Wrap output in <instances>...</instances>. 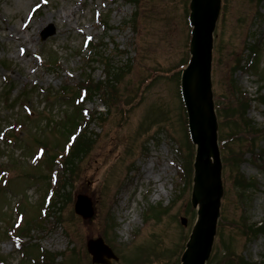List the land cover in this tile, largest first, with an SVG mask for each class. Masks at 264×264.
<instances>
[{"label": "rangeland", "instance_id": "rangeland-1", "mask_svg": "<svg viewBox=\"0 0 264 264\" xmlns=\"http://www.w3.org/2000/svg\"><path fill=\"white\" fill-rule=\"evenodd\" d=\"M188 3L0 0V167L12 178L0 195V259L7 264H38L23 259L26 246L35 260L43 249V264H95L86 241L97 237L117 257L106 259L109 264H180L197 215L190 204L196 147L187 138L180 92L189 58ZM97 13L107 28L96 22ZM46 29L53 32L41 39ZM87 39L99 42L92 61L81 47ZM213 45L212 95L224 191L204 264H231L230 259L264 264V232L254 233L264 226V0H221ZM54 60L59 64L49 67ZM85 73L94 95L82 104L92 120L80 137L86 135L91 145L77 158L74 173L69 175L68 161L67 170L54 166L52 176L66 184V198L48 218H39L36 208L47 189L50 157L41 162L31 156L38 143L62 147L67 140L75 124L68 118L78 109L61 98L59 88L75 86ZM33 85L46 93L30 89ZM238 102L244 110H237ZM239 120L246 125L235 127ZM4 133H14L20 142L4 139ZM150 164L153 174L147 178L143 167ZM162 182L165 193L156 198ZM247 183L251 186L244 189ZM77 193L90 197L92 217L75 213ZM19 201L30 230L20 240L9 239L4 229Z\"/></svg>", "mask_w": 264, "mask_h": 264}, {"label": "water", "instance_id": "water-1", "mask_svg": "<svg viewBox=\"0 0 264 264\" xmlns=\"http://www.w3.org/2000/svg\"><path fill=\"white\" fill-rule=\"evenodd\" d=\"M220 5L221 0H190L189 3L192 26L190 58L181 73L180 90L189 134L196 145L191 203L198 210L195 225L181 256V264H204L207 260L223 194L217 119L211 89L213 31ZM49 30L42 32V39L53 32V29ZM74 211L83 219L90 218L94 213L90 197L77 194ZM181 223L185 225L186 219L181 218ZM86 246L92 263L109 264L106 259H116L111 248L100 237L89 238Z\"/></svg>", "mask_w": 264, "mask_h": 264}, {"label": "trees", "instance_id": "trees-1", "mask_svg": "<svg viewBox=\"0 0 264 264\" xmlns=\"http://www.w3.org/2000/svg\"><path fill=\"white\" fill-rule=\"evenodd\" d=\"M106 25V23H104ZM98 44L96 43H93L92 41H89V43L86 44V47L87 49H89L91 52L95 53L94 50L97 49V46ZM57 61V60H56ZM98 61H103V57L102 56H99L98 57ZM51 64H56L55 60L53 62H50ZM181 66V65H179ZM181 68V67H180ZM83 78H81V80L79 81L78 85L76 87H71V89H66L62 92L61 96H70V98L74 99H78L81 97V94H84L85 95V98H90L91 96L94 95L93 93V89H92V79L90 78V76L88 75V73H85L83 74ZM76 93L74 96H72V94ZM72 99V100H73ZM240 103V102H238ZM244 103H240L238 104V106L236 107L237 110H244ZM243 105V106H241ZM81 104H79V102L77 103V111H78V115L73 114L72 116L69 117V122H73L75 123L74 124V128L72 131L69 132L68 136L72 135V136H75V138L71 141V143L69 144V149H68V152L64 153V146H65V142H69V141H65L63 144H62V147H58L57 145L56 146H52V145H49L48 143L46 142H41V144L43 145L44 149H45V153L46 157H50L49 159H51L53 162H56V161H59L62 166H63V169H66L67 170V164H66V161H68V165L70 166L69 169L67 171H69V175L70 173H74V169H75V163L77 161V158L79 157L80 154H82L84 152V150H88V147L90 148V143H91V139H88V137L86 135H84L83 137L80 135L84 134L86 128H84L82 126V124L80 123V120H77V117L78 118H81V121L84 120V116L83 114H81ZM216 108H217V105H215ZM217 115H218V112H217ZM185 119L187 120L186 118V115H185ZM235 124V127H238V128H241L244 124L246 125L245 122H243V124L240 122H234ZM65 125V124H64ZM244 125V126H245ZM187 126V125H186ZM84 132V133H83ZM236 134V133H235ZM245 134H250V132H246ZM261 135L263 136L264 138V133H261ZM187 138L190 140L189 138V134H188V131H187ZM77 140V142H76ZM223 143H224V140H222ZM76 142V143H75ZM74 144L76 146V148L79 146V149L78 150H75L74 148ZM90 144V145H89ZM255 140H252V146H256L255 145ZM74 147V148H73ZM58 149V150H57ZM54 151H56L54 153ZM89 151V150H88ZM53 153V154H51ZM82 156V155H81ZM51 166V165H50ZM244 177H242V181L243 182H246L245 179H243ZM254 185V184H253ZM246 187L244 189H246L248 186H251V184L247 183V185H245ZM51 189V192H48L47 195L49 197V200H50V203L47 205V206H44V201H45V198L42 199V202L41 204L36 208V216H38L39 218L42 217L43 215L45 217H49L50 216V213L52 212V209L60 202L62 201V198L65 197L66 198V184H64L63 180L61 181V178H59L58 182H57V186L53 189V188H50ZM47 197V198H48ZM68 200H71V196L69 195L68 196ZM23 201H20L18 204H17V211L19 213H22L23 216H24V220H23V223L21 225H14L12 223V220L10 218L9 222H7V227L6 229H4V234L7 235L8 233H14V232H17L19 234H27L28 231L30 230L29 229V222H26L27 218H25V209L23 208ZM53 214H55L53 212ZM40 221V220H39ZM42 221L39 222V224H41ZM254 231V230H253ZM264 232V226L262 228H258L254 231L255 232ZM29 252L31 250V247L28 249ZM45 252H41L39 253V255L37 256L39 259L42 260L41 263H38V264H43V259H45ZM2 262H5V260H1ZM230 262L232 264V260L230 259ZM241 264H246V263H241ZM255 264V263H254ZM257 264V263H256Z\"/></svg>", "mask_w": 264, "mask_h": 264}, {"label": "bare ground", "instance_id": "bare-ground-1", "mask_svg": "<svg viewBox=\"0 0 264 264\" xmlns=\"http://www.w3.org/2000/svg\"><path fill=\"white\" fill-rule=\"evenodd\" d=\"M152 164H150L148 167L144 166L143 167V170L146 172V177L147 178H150L152 176ZM166 170V168H163V170H161L160 172H158L156 175H154V179L155 181L159 182L161 180V174L162 172ZM164 183L162 182L161 185H160V188L156 189L155 190V193H156V198H159L161 196V194H164L165 193V190H164Z\"/></svg>", "mask_w": 264, "mask_h": 264}]
</instances>
